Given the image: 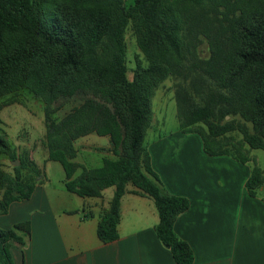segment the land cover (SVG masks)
<instances>
[{
  "label": "trees",
  "instance_id": "obj_1",
  "mask_svg": "<svg viewBox=\"0 0 264 264\" xmlns=\"http://www.w3.org/2000/svg\"><path fill=\"white\" fill-rule=\"evenodd\" d=\"M220 2L133 0L126 5L125 0H0V96L22 87L50 103L77 90L99 97L85 98L58 122L47 119L45 146L48 159L62 166L69 192L91 197L114 188L97 223L96 233L103 242L118 236L120 199L131 184L153 199L158 213L155 232L175 263L193 262L191 247L173 228L189 201L168 192L152 170L144 134L153 89L168 74L185 70L191 38L206 27L203 7L218 12ZM226 4L228 0L223 4L228 8ZM230 5L232 16L223 13L228 26L224 32L217 31L209 57L198 66L203 73L199 81L204 83L196 88L201 102L182 87L175 98L182 132L199 134L209 155H230L246 162L250 160L247 153L223 148L219 137L238 130L250 149L264 150V0H236ZM129 24L147 61L143 65L136 59L132 79L126 75ZM44 114L49 118L46 109ZM236 115L250 122L253 131ZM199 122L206 131L192 127ZM89 132L108 136L115 158L103 157L100 166L91 168L73 161L72 141ZM0 152L17 158L2 135ZM22 166L20 162L13 178L0 182V215L7 213L12 202L28 199L33 192L35 180L24 178ZM30 172L36 170L30 168ZM262 185L264 170L254 165L246 181L248 193L255 196ZM29 232V221L0 227V264H14L11 243L23 244Z\"/></svg>",
  "mask_w": 264,
  "mask_h": 264
},
{
  "label": "crops",
  "instance_id": "obj_2",
  "mask_svg": "<svg viewBox=\"0 0 264 264\" xmlns=\"http://www.w3.org/2000/svg\"><path fill=\"white\" fill-rule=\"evenodd\" d=\"M101 137L105 141L96 146L104 151L102 164L111 151L108 136ZM145 147L166 190L189 201L173 228L191 247V264H264V185L255 196L246 188L252 157L241 162L209 155L193 132L157 136ZM64 180L63 188H48L39 179L28 199L12 202L0 215L1 228L30 222L24 243H11L14 264H176L155 232L158 213L151 197L128 184L120 199L118 236L103 242L97 223L114 188L108 195L109 187L100 196L81 197L66 190Z\"/></svg>",
  "mask_w": 264,
  "mask_h": 264
},
{
  "label": "rangeland",
  "instance_id": "obj_3",
  "mask_svg": "<svg viewBox=\"0 0 264 264\" xmlns=\"http://www.w3.org/2000/svg\"><path fill=\"white\" fill-rule=\"evenodd\" d=\"M132 1L125 0V3L130 5ZM220 1L216 6L218 12H214L208 5L203 7L207 16L206 27L203 31L200 27L196 35L191 38V52L184 59L185 70L181 74H168L153 89L150 122L144 134L145 145L150 139L157 136L177 131L185 133L180 130L175 93L179 87H182L188 91L194 100L201 102V96L196 93V88L204 83L199 81V76L203 73L198 66L201 65V61L209 57L211 44L214 42L215 36L219 35L217 31L221 29L224 32L229 24L228 19L225 20L223 13L225 12L228 16H232L231 9L233 6L230 3L236 2V0H228L226 5L229 6L226 8L223 6L224 0ZM190 12L193 14L195 11L191 9ZM239 12L237 9L235 10L236 15ZM125 43L128 67L126 75L128 79H132V69L135 67L136 59H140L143 65H146L147 61L137 46L131 24L128 25L125 31ZM199 82L200 84H198ZM92 96L98 97L92 92L84 93L77 90L71 97L60 96L50 103L45 101L39 94L22 87L0 96V135L8 140L17 157L12 160L8 154L0 152V182L13 178L14 167L21 162L23 164L20 169L21 174L25 179L35 180L34 186L40 179L39 182H43L48 188H63L64 170L62 166L58 161L50 160L47 157L48 149L45 146L46 121L50 119L58 122L74 106L82 103L85 98ZM45 109L49 114V118H46L44 114ZM229 118V116H226V119ZM235 119L245 123L249 132L253 131L250 122H244L239 115H236ZM192 127H202L206 131V126L201 122ZM219 138L223 139V148L231 149L234 152L247 153V155L252 157L253 165L255 164L260 169H264V150L250 149L243 142L240 131H231ZM104 141V137L96 136L94 132L77 137L72 141L75 149V155L72 160L74 161L75 159L78 163L88 167L98 166L101 164V157L103 156L100 152L104 151L100 150V147L96 145ZM236 144H240L241 148L236 150ZM107 154L108 158H115L112 153ZM30 168L36 170V173L32 174ZM112 191V188L109 187L106 194H111Z\"/></svg>",
  "mask_w": 264,
  "mask_h": 264
}]
</instances>
